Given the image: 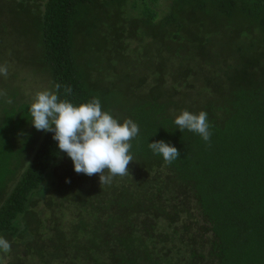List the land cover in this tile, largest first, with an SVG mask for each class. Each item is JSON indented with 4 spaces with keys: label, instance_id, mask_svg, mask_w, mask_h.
<instances>
[{
    "label": "trees",
    "instance_id": "1",
    "mask_svg": "<svg viewBox=\"0 0 264 264\" xmlns=\"http://www.w3.org/2000/svg\"><path fill=\"white\" fill-rule=\"evenodd\" d=\"M5 1L30 17L34 61L61 99H99L139 128L128 173L99 181L73 171L31 125L20 87H7V264H264V0ZM182 110L207 113V141L176 129ZM155 140L179 157L165 163Z\"/></svg>",
    "mask_w": 264,
    "mask_h": 264
},
{
    "label": "clouds",
    "instance_id": "2",
    "mask_svg": "<svg viewBox=\"0 0 264 264\" xmlns=\"http://www.w3.org/2000/svg\"><path fill=\"white\" fill-rule=\"evenodd\" d=\"M7 70L0 67V74ZM60 84L51 90L37 91L28 107L31 125L38 131L51 133L56 148L72 163L73 171L91 176L99 174V181L107 182L112 176L128 173L133 161L129 141L138 135V126L130 119L117 120L109 112L102 111L99 99L74 104L61 99ZM71 94V87L63 90ZM179 131L187 130L207 141L210 136L207 113L182 110L173 118ZM150 150L171 163L179 157L175 146L163 140L149 142ZM107 172V176L102 173ZM9 242L0 238V251L8 252Z\"/></svg>",
    "mask_w": 264,
    "mask_h": 264
},
{
    "label": "rangeland",
    "instance_id": "3",
    "mask_svg": "<svg viewBox=\"0 0 264 264\" xmlns=\"http://www.w3.org/2000/svg\"><path fill=\"white\" fill-rule=\"evenodd\" d=\"M162 8V2L158 1L156 9L159 11ZM14 9L16 7L13 3L0 0V67L7 70L6 75L0 74V96L10 94L11 89L7 87L16 84L21 89L22 100L30 102L37 91L50 90L51 86L46 73L34 61L38 41L32 21L27 14L16 15ZM85 53L94 57L88 49ZM44 192L45 189H42L39 193L41 195ZM5 253L7 252L0 251V264H7L11 258V252H8L7 258L4 257ZM28 263L31 264L29 261Z\"/></svg>",
    "mask_w": 264,
    "mask_h": 264
},
{
    "label": "flooded vegetation",
    "instance_id": "4",
    "mask_svg": "<svg viewBox=\"0 0 264 264\" xmlns=\"http://www.w3.org/2000/svg\"><path fill=\"white\" fill-rule=\"evenodd\" d=\"M4 255H5L4 257L7 258V254H4Z\"/></svg>",
    "mask_w": 264,
    "mask_h": 264
}]
</instances>
